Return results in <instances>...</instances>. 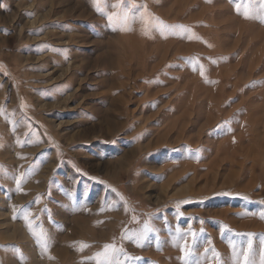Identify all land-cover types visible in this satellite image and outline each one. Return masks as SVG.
Wrapping results in <instances>:
<instances>
[{"label":"rangeland","instance_id":"rangeland-1","mask_svg":"<svg viewBox=\"0 0 264 264\" xmlns=\"http://www.w3.org/2000/svg\"><path fill=\"white\" fill-rule=\"evenodd\" d=\"M99 6L0 0V264H261L264 0Z\"/></svg>","mask_w":264,"mask_h":264},{"label":"snow or ice","instance_id":"snow-or-ice-1","mask_svg":"<svg viewBox=\"0 0 264 264\" xmlns=\"http://www.w3.org/2000/svg\"><path fill=\"white\" fill-rule=\"evenodd\" d=\"M94 3L96 4V10L98 12H101L102 9L101 7L99 6L100 5V0H94ZM118 5H113V7H117ZM146 7V6H145ZM239 10V9H238ZM118 14L116 13H113V14H109L108 15V19L111 21L113 19L114 16H117ZM244 15L246 18H252L249 14V12L246 10L244 12ZM127 16L125 14V17L124 19L126 20ZM262 22H264V7H262L261 9V15L258 17ZM153 21H154V24L151 25V27H154L155 29H157L158 31H160L162 34L164 33H168V34H176L175 30L177 28H182V27H185V26H176V25H167L164 21H162L159 17H152ZM141 20L144 21L147 25L148 23V18L144 15V13H141ZM122 30H131L130 28H125V29H122ZM146 34H147V29H146ZM189 39H192L193 37L192 36H189L188 37ZM198 38V37H197ZM201 74L203 75L204 72H203V66L201 65ZM2 111V110H0ZM19 183V181H18ZM245 199H247V197H245ZM177 207H179V204L177 205ZM181 215H183V213H181ZM31 216V212H25L24 214V219L26 221H28V226L30 228V230H32L33 232V235L37 236L38 239L40 240H43L44 239V232L43 230L37 232L35 230V228L33 227V224L31 221H29V217ZM261 218L264 219V213H261ZM223 228L228 230V226L227 225H223ZM154 231V229L148 225V224H145L143 230L136 235V239H137V242H139L140 240H143L147 237V235ZM248 235H252V234H248ZM129 239H131L132 237H128ZM193 238L195 239V234L193 233ZM83 244V242H81ZM89 245L87 244H83V247H88ZM233 253L234 255L236 254V246L233 245ZM45 250L46 247H45ZM82 250V249H81ZM207 251V250H206ZM214 251V250H213ZM123 253V249H118L115 245L113 244H105L104 245V250L102 252H98L95 254V257L96 258H100V257H103L102 260H99L98 259V264H124L123 261H118L115 259L116 255L118 254H122ZM191 255V250L189 249V247L187 246V244L185 243V246H184V256H185V259H184V264H189V260H188V257ZM219 256V253H215L214 257L213 258H216ZM237 264H239V262L237 261ZM261 264H264V259H262L261 261Z\"/></svg>","mask_w":264,"mask_h":264},{"label":"bare ground","instance_id":"bare-ground-1","mask_svg":"<svg viewBox=\"0 0 264 264\" xmlns=\"http://www.w3.org/2000/svg\"><path fill=\"white\" fill-rule=\"evenodd\" d=\"M26 5V3L25 4H20V6H25ZM35 5L34 4H31L29 7L30 8H32V7H34ZM51 6V5H50ZM50 15H51V12H46V13H44V14H40L39 15V18H38V16H37V18L35 19V20H31V21H28V23H29V25L30 26H32V25H34V24H36L38 21H40V19H42V20H44V19H46V18H48V17H50ZM38 20V21H37ZM36 38H33V40H35ZM70 67H68V69H69ZM65 70V69H64ZM66 71V70H65ZM62 72H63V70H62ZM67 72V71H66ZM65 74V73H64ZM68 100V99H67ZM66 100V101H67Z\"/></svg>","mask_w":264,"mask_h":264}]
</instances>
